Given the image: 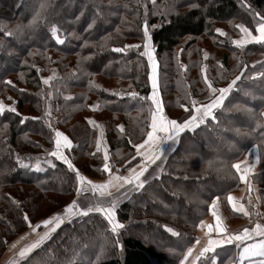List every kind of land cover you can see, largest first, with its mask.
<instances>
[{"label":"trees","instance_id":"obj_1","mask_svg":"<svg viewBox=\"0 0 264 264\" xmlns=\"http://www.w3.org/2000/svg\"><path fill=\"white\" fill-rule=\"evenodd\" d=\"M154 2L156 6L150 0L0 2V257L27 230L25 214L35 224L74 199L79 181L63 161L51 156L54 132L63 129L73 142L86 136L91 129L86 120L90 112L87 103L93 97L98 98L100 112L122 116L127 149L133 148L130 141L135 130L145 125L141 137L147 132L145 99L150 88L146 59L142 46L123 47L141 37L143 24L155 25L151 40L156 54H171L187 36L192 37L187 44H192L206 31L215 33L214 23L237 18L252 24L251 17L258 22L255 13L264 11V0H199L195 7L181 10L178 6L169 12L168 5H173ZM41 5L45 7L41 9ZM56 10L59 13L55 15ZM155 12H161L160 16ZM37 13L41 18L34 20ZM52 26L60 30L65 43L57 42ZM115 48L125 51H113ZM243 50L251 56L264 53V42L249 43ZM229 51L238 50L226 49L220 54L225 71L230 68ZM189 58L188 47L183 46L178 65L168 63L163 68L172 81L168 109L182 111L176 119L181 123L189 119L193 107L191 100L180 102L184 91L176 88L181 78L188 81L181 64ZM262 64L264 58L238 71L235 77L240 80L222 107L214 111L215 120L209 118L194 131L183 132L164 172L118 204L116 217L125 228L113 235L102 212L93 210L64 222L39 247L6 264H177L193 242L210 200L238 189L236 161L252 145H257L264 159V67L258 68ZM253 72L260 74L253 76ZM230 79L222 84L226 86ZM213 84H217L215 79ZM189 90L194 96L191 85ZM10 96L13 107L6 104ZM133 99L141 108L131 106ZM130 118L135 125L130 124ZM109 144L113 149L114 143ZM86 149L87 145L83 151ZM18 158L20 164L30 167H20ZM93 168L86 161L78 171L80 175L105 176L103 170ZM151 203L155 211L150 209ZM136 228L155 231L160 241L149 245L135 234ZM94 240L97 249L90 251ZM112 242L118 247H111Z\"/></svg>","mask_w":264,"mask_h":264},{"label":"rangeland","instance_id":"obj_2","mask_svg":"<svg viewBox=\"0 0 264 264\" xmlns=\"http://www.w3.org/2000/svg\"><path fill=\"white\" fill-rule=\"evenodd\" d=\"M1 1L2 0H0V2ZM150 1H151L152 5H154V6L157 5L154 2L155 0H150ZM163 1H165V3H167V4L169 3V4L174 6V8H170L168 5V9H166V10L169 12L170 10H173V9L175 10L176 7H178V6L182 7V5H183V7L182 8L180 7L181 10L191 8V7H195L197 5V1H199V0H163ZM66 6H68V8H70L68 3L66 4ZM243 8H244V5H243ZM161 9H162V12L165 10L164 8H161ZM241 11H242V9H241ZM244 11H246V10L243 9L242 12H244ZM57 13H59V11L56 10L55 15ZM155 14H158V16H160L161 12H160V14L158 12H155ZM248 15L251 17V13H248ZM255 15H256V19L258 17L259 21L256 22L255 18L253 16V17H251L252 24L251 23L246 24L241 19H237V18L228 20L226 22L214 23V26L212 27V29L214 28L215 33H213V31L212 32L206 31L203 34L196 36V38L193 39L192 44L191 43L187 44L188 41H190V38H192L190 36H187V37L182 39L180 45L178 47H176L171 54H161V55L156 54L155 47L152 43V40L151 39L148 40L144 35L145 24H143L142 30H140L141 31V37L140 38L127 41L124 44L123 47L130 46V47H126L129 49L136 48L134 46H137V45L142 46V48H141L142 53L146 51L144 45L145 44L150 45V47L147 50L151 52L153 59L155 60L156 65H157V67H156V74H157V79H158V87L156 90L157 96L161 100L163 115L167 119L176 120L182 111H176V110H170L169 111V109H168V106L170 105V98L168 97V86L170 84H172V81L170 79H168V77L165 74V70H163V68L165 66H167L168 63H170L171 66L176 67L178 65V58L181 55V48L183 46L188 47L190 58L187 60L185 59L184 61H182V64H181V69L185 72L186 75H188V81H184L181 78L178 81V83L176 84V88L178 90L184 91V93L180 96V102L184 101L187 103L188 101L191 100L190 103H193V101H195L196 107H200L202 105L210 104L213 100H215L220 95L219 89L227 88L229 86V84L232 83L233 80H236L235 74L238 71L244 70L246 68L245 67L246 65H249V64L254 65V63L255 64L257 63V61H255L257 54L264 56V53H262V52L256 53L253 56H251L250 53H246L243 49L249 43L244 44L243 47L234 43L236 41H241V42L250 41L253 39V37H255L257 39L260 37V32L258 29H259V25L261 23H264V11H257L255 13ZM144 21H146V19H144ZM255 23H256V25H255ZM238 25H242L245 28H247L248 32L247 33L243 32L240 28L237 27ZM154 26L155 25H149L148 26V33H149L150 37H151L152 28ZM217 30H221V31L218 32ZM251 43H253V42H251ZM223 44H225L226 46L224 48H221L219 45H223ZM239 48H241V49H239ZM226 49H228V50H231V49L236 50L237 49L238 50V51H233V52L229 51V63L228 64L230 65V68L228 71H225L224 69H222L221 59H220V56H221L220 54ZM144 57H145L146 63H147L146 75H147L148 81H149V83H147V85L149 84V88H150L149 94L146 95V99L144 98L145 103L148 102V107H146V108L147 109L149 108L147 115L144 117V119L147 120V127H148L147 132H148L151 130L152 113L154 111L155 106L152 104L151 99H149L153 93L152 82L150 79L152 72H153V69H152L151 62L148 59V56L144 55ZM247 58H248V60H247ZM241 66H242V69L240 68ZM263 67H264V64H262L258 68L261 69ZM221 70H223L225 74H222ZM254 73L255 72H253V74ZM228 78H231L233 80L230 79L231 81L228 82L226 84V86L223 85L222 80H225ZM214 79L216 80L217 84H213ZM219 79H221V82ZM209 83L211 84V88L208 87ZM189 85H191L195 89V92H194L195 95L194 96H191L189 93V91H190ZM212 89H216L217 91L213 92ZM229 94L230 93L226 94V97L224 100L227 99ZM254 94L255 93H252L253 96H255ZM139 101H141V100H139ZM224 102L225 101H223V104H224ZM98 103H99V101H98L97 97H93L91 99V101L89 103H87V106H89L90 112L86 115V120H87V124L91 127V129L87 132V135L84 137L83 136L79 137L76 140V142H73V140L69 137V135L66 132H64L63 129L57 128L54 132V143L52 146V152L57 150L56 141L58 139L60 140L61 145H63V143H64L63 137H65V135H66L69 138V140L72 142L73 147L71 149L61 147L60 151L68 158V160L75 167V169L78 170L79 166L81 167L82 164H84V162H86V161L89 162L92 167H94L93 168L94 170L96 168V169H98V171L103 170L104 164L106 162L108 163L110 169H114L117 166H120L121 169H124V168L126 169L127 167H129V166H126L127 163H129V162L132 163V161L134 159L135 160L133 161V163H135L139 158V156L137 155V149L134 147V145H139L147 137V132L142 135L143 139L141 137V134L143 133L142 130H143V127L145 125H143V127H140L138 129H137V127H135L137 130H135V135L133 136L132 141H130V144L133 145V148L131 150H129L125 147V144L123 143V139H122V134H123L124 128H125L124 122L122 121V119H120L122 116L115 115V114L111 115L104 110L102 112H100V108L97 107ZM1 104L3 105L4 102L1 101ZM6 104L13 107V99L11 96L7 100ZM131 106H133L135 108H141L138 100H136V99L132 100ZM231 106L232 105H230V108H231ZM183 108H184L183 110L185 111L186 107H183ZM143 110H146V109L144 108ZM143 110H141V111H143ZM165 111L168 114H170L171 116L170 117L167 116ZM195 114L196 113L194 111V108L192 107L191 115H195ZM128 120L130 121V124L135 125L136 121L134 119L130 118ZM202 124H200V125H202ZM120 126H123V131L120 130ZM57 131L62 133V134L64 133L65 135L63 134V136H61V137H56L55 133ZM180 135L177 138V140L180 138ZM140 138L142 140H139ZM134 139H138V140L134 141ZM108 140L110 141V143L111 142L114 143L113 149H110V144H109ZM175 142H177L176 145H175V143H172V142H168V144L166 145L165 154H164L166 157L164 160L162 158L163 167H164L166 161H168L170 154L172 152H174V150L177 148L178 141H175ZM86 145H87V149H86V151H83V149ZM174 145H175V147H174ZM82 152H83V154H82ZM105 154H107V156H108L107 161H105ZM90 155H94V156L91 157ZM89 172L91 174V171H89ZM106 172L107 171H104V174H107ZM163 172H164V170H162L161 173L157 177H159ZM86 176L93 178V179H98V178L102 177V176L93 177L89 174H86ZM157 177H154L151 180H153ZM149 181H147V182H149ZM84 187L87 189H90V187L88 185L87 186L85 185ZM127 192H128V189H127ZM134 192L135 191H132V192L130 191L129 193L132 194ZM116 195L111 196L108 199L106 197L101 198L102 200H99V201H100V203H108V204L110 203L111 204L112 200L115 199L117 201L116 202V207H117L118 204H120L122 202L123 198L121 196L117 197ZM97 203H98V201H97ZM100 203H98V204H100ZM148 205L150 206L151 210L155 211V209H156L155 204L151 203ZM109 207H111V206L110 205L105 206V209H107ZM174 208L176 211L179 210V208L177 206H174ZM74 211H78V210L74 209ZM156 212H157V210H156ZM182 212L186 213V210H182ZM102 214L105 217V219L107 220V218L103 212H102ZM115 217H116V213H115ZM116 221H118L117 217H116ZM41 222L42 221H39L35 224H31L32 227H30V229L28 227V230H26V232H28V234H31V236H32L30 239L27 240V238L24 237L23 239H19V241H16V242L14 241L15 243L12 242L13 243L12 245H9L10 251L8 254H10V255L8 257L7 262H17L19 259H21L22 257L19 255L20 252L26 248H30L31 245H33L37 242L34 239L35 237H40V236L44 237L46 232L47 231L50 232L51 228L55 225L54 223H52V224L45 226V225H42ZM38 224L41 226L36 228V226ZM122 224H124V223H122ZM33 228H36V230L33 231ZM109 230L111 231V225H110ZM134 231H135V234L137 233L139 235V237L141 236L142 239L144 241H146L149 245H153L154 243L157 244L160 241V239H159V237L155 231L145 232L143 230V228H141V229L136 228ZM111 233L113 235L117 234V233H113V232H111ZM97 240H94L93 243L89 246L90 251H95L97 249V246H98ZM110 246L111 247H113V246L118 247L117 244L114 242H112L110 244ZM181 257H182V255H181ZM181 257H180V259H181Z\"/></svg>","mask_w":264,"mask_h":264},{"label":"snow or ice","instance_id":"obj_3","mask_svg":"<svg viewBox=\"0 0 264 264\" xmlns=\"http://www.w3.org/2000/svg\"><path fill=\"white\" fill-rule=\"evenodd\" d=\"M45 5H41V9H43ZM41 18L40 13H37L36 16L34 17V20H39ZM91 25H89V28ZM238 28H240L243 32L247 33L248 29L245 28L242 25H238ZM259 32H260V37L257 39L253 37L252 40L250 41H236L234 42L235 44L243 47L244 44L246 43H261L264 42V23H261L259 25ZM51 32L55 33L56 35L54 38L57 40L58 43L63 44L65 43L64 39L60 38V30L56 26H52L50 29ZM220 32L221 30H217ZM8 35H12V33H8ZM144 35L145 37L150 40L151 37L149 36L148 33V26L145 24L144 27ZM130 47V46H126ZM134 47H140L139 45L134 46ZM146 51L141 53L142 55L148 56L149 61L151 62L152 65V75L150 77L151 82H152V88H153V93L152 96L149 98L152 101V104L155 106L154 111L152 113V122H151V130L147 132V139L144 141L143 144L139 145H134V147L137 149V154L138 155H144V153H141V149L145 148V146H155L157 149H159L160 154L155 155L153 154L151 157H149L151 163H156L157 160L162 159L163 155L165 154L163 148L160 145L161 139H163L164 143L167 144L168 142L175 143L176 139L179 137V135L186 130H192L194 131L197 127H199L200 124L204 123L207 119L211 118L212 120H215V115L214 111L216 109L221 108L223 101L226 97V94L230 93L233 89V86L236 85L237 81L240 80V77L238 76L236 80H233L231 84L227 88L219 89L220 95L213 100L210 104L202 105L200 107H196L195 104L196 102L193 101V108L195 111V115H191L190 118L183 123L177 121V120H170L167 119L163 115V109L161 105V100L157 96V87H158V79H157V74H156V62L153 59V56L150 51L147 49L150 47V45L145 44L144 45ZM113 51L116 52H124V48H115ZM6 83L11 84V81H6ZM47 83V81H45ZM208 87L211 88V84H208ZM213 92L217 91L216 89H212ZM137 94L132 93L131 96L135 97ZM140 99H144L141 97ZM11 111L15 112L16 110L13 108ZM185 111H188L187 108H185ZM3 112V109L0 108V113ZM120 130L123 131V126H120ZM162 132L165 133V137L161 138L157 135V133ZM55 135L57 137L63 136L62 133L56 132ZM64 143L61 145L60 140L58 139L56 141L57 144V150L51 153V156L56 157L57 159L63 161L69 168V170L73 171L77 175V180L81 183L85 182V177L79 174V171L75 169V167L71 164V162L68 160V158L60 151L61 147L71 149L73 147L72 142L65 136L63 137ZM99 150V149H98ZM135 158V157H134ZM108 160L107 154H105V161ZM17 163L19 164L20 167L24 168H29V164H20L19 158L17 159ZM55 166V165H53ZM233 167L237 170H241V165L240 164H235ZM147 167H142L139 172H135V174L131 177H115L116 180H123V184L119 185V187H124V185H130L131 187L128 189V192L130 191H137L139 189H143L145 183L147 182L146 179L142 180L141 177H144V173L147 172ZM103 171H108L110 172V167L108 163L106 162L103 167ZM245 175H241L240 179L245 180ZM86 183L91 187L93 191L100 190L101 195H105V190L109 187V185L112 183L111 180L106 183V184H93L91 181H86ZM78 192L81 191V189L78 187L77 189ZM128 192H125L124 195L126 196ZM107 195H111L110 192L107 193ZM228 201L231 203L233 201V197L228 196ZM218 200V198H216ZM216 200L213 202V208L216 207ZM116 200L113 199L111 202V207L107 209H101V208H96V209H88L87 211H74V209H77V204L76 201H73L72 204L67 205L64 209V216L62 217L60 214H56L53 217L46 219L42 221V225H49L54 223L55 227L51 229L49 233H46L44 237L41 238L40 241H37L35 244L31 245L30 248H26L20 252L21 257H25L26 253L30 252L31 250H34L35 248L39 247L41 243L44 242L45 239L50 238L51 232H54L56 228H58L61 224H63L66 220L71 221L72 218L78 217L80 215H88L90 212L93 210L98 211V212H103L104 215L106 216L109 224L111 225V232L117 233L119 229L125 228V225L122 223H119L116 221L115 217V207H116ZM233 210L238 213H243L245 215H249L243 207V205L237 206L235 204L232 205ZM212 215L216 219L215 226L213 225H207L208 229L210 231H215L220 237L218 239H209L207 241V245L199 252V254L195 257L196 261H200L201 264H216V258L218 257V250H222L224 246L233 244L234 242L239 245L240 242L243 241H248L253 238V236H258L264 238V226H261L259 223L255 225L254 228L251 230L248 228H244L242 232L239 234H228L226 226L222 222V218L217 215L215 211H213ZM24 220L30 224L29 218L27 214L24 215ZM31 226V225H30ZM41 225H37L36 228L40 227ZM36 228H33V231L36 230ZM169 231H171L169 229ZM174 235H180L179 233H173ZM199 243V241H197ZM193 249L188 248L187 253L185 254L183 260L181 261V264H185V262L188 260L189 256L192 255ZM212 254V255H209ZM264 257V239H260L256 243L252 244H247L246 246L243 247L242 251L239 254V258L243 259L245 257ZM259 264H264V259L259 261Z\"/></svg>","mask_w":264,"mask_h":264},{"label":"crops","instance_id":"obj_4","mask_svg":"<svg viewBox=\"0 0 264 264\" xmlns=\"http://www.w3.org/2000/svg\"><path fill=\"white\" fill-rule=\"evenodd\" d=\"M263 58L264 56L257 54L255 61H261ZM258 74L260 73H254L253 76H257ZM261 116L262 121L264 123V109L261 111ZM157 135L163 138L166 134L159 132L157 133ZM146 139L147 137L140 144L144 143ZM176 141L178 140L176 139ZM176 143L177 142H175V145ZM167 144H165L163 139H161L160 145L163 148L164 152ZM140 151L141 153H144V155L137 154L139 156L138 160L126 169H121L120 166H117L114 169H110V172L107 171V174H105V176L98 179H93L84 174H81L83 177H85L84 183L78 182L77 189L79 187L81 191L76 192L74 199L70 203L64 205L63 207H61L60 209L40 221H44L48 218H51L56 214H60L63 217L65 207L67 205L72 204L73 201H76L78 211H87L90 208L105 209V206H111L110 203H100L99 200H102L101 198L106 197L108 199L111 196L117 194V197L121 196L124 200L130 194L128 192V194L125 196L124 193L127 192V189H129L131 186L124 185V187H119V185L123 184V180H116L115 177H131L135 174V172H139L142 167H147L148 169L147 172L144 173V177H141L142 180L146 179V181H149L152 178L157 177L163 170L162 159L157 160L156 163L153 164L151 163L149 157H151L153 154L159 155V149H157L155 146H145V148L141 149ZM165 157L166 156L163 155V160L165 159ZM235 164L241 165V170L238 171V189L229 192L224 197L214 196L210 200L208 205V212L198 223L197 228L195 230L193 242L188 247L192 248L193 252L192 255L189 256L185 264H201L200 261L195 260V257L207 245V241L209 239L222 238L215 231H210L207 227V225H213V227L215 226L216 219L212 215L213 211H215L217 215L222 218V222L226 226L228 234H239L244 228H248L251 230L255 227L257 223H259L261 226H264V159H261L257 145H252L249 149H247L242 154V156L236 161ZM133 170H135V172ZM241 175H245V180L240 179ZM110 180L112 183L105 190V195H101L100 190L93 191L91 187L86 183V181H91L93 184L99 185L106 184ZM85 185H88L90 189L85 188ZM108 192L111 193L110 196L107 195ZM228 196L234 198L231 203L227 199ZM216 198H218V200H216ZM214 200H216L215 208H213ZM97 201L100 204H98ZM233 204L237 206L243 205L245 211L249 213V215L235 212L232 207ZM31 224V222L30 224L28 223L29 229L30 227H32ZM53 227H55V225ZM48 232L49 231H47L46 233ZM24 237H26L28 240L32 236L31 234H28V232L25 231L12 242L15 243L16 241H19V239H23ZM42 237L43 236L35 237L34 239L35 241H40ZM260 239L264 238L253 236L251 240L240 242L239 245L234 242L233 244L224 246L222 250H218L216 264H259V261L264 259V257H245L243 259H240L239 254L244 246H246L247 244L256 243ZM197 241H199V243H197ZM12 242L9 245H12ZM9 247L10 246H8L4 253L1 255L0 264L7 263L8 257L10 255L8 254L10 251ZM188 248L185 250L177 264H181V261L187 253Z\"/></svg>","mask_w":264,"mask_h":264}]
</instances>
